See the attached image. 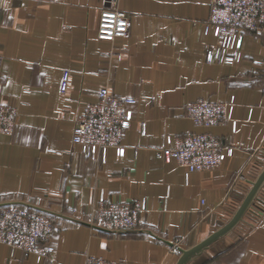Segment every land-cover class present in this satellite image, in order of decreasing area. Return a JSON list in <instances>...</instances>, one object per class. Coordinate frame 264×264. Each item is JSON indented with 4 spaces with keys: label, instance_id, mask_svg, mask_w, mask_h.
I'll return each instance as SVG.
<instances>
[{
    "label": "crops",
    "instance_id": "0c3cea01",
    "mask_svg": "<svg viewBox=\"0 0 264 264\" xmlns=\"http://www.w3.org/2000/svg\"><path fill=\"white\" fill-rule=\"evenodd\" d=\"M211 0H118L128 34L98 38L107 0H0V100L18 111L0 133V205L39 209L53 220L51 255L0 242V264H85L89 256L125 264H176L226 225L264 168V27L246 33L243 58L206 62ZM65 71L69 88L60 92ZM107 86L131 96L126 152L87 154L73 127ZM226 103L230 119L195 125L186 105ZM233 122L236 128L233 129ZM216 135L231 155L216 170L189 172L157 150L187 134ZM139 202L136 229L90 226L93 206ZM99 227V226H98ZM187 264H264V186L242 221Z\"/></svg>",
    "mask_w": 264,
    "mask_h": 264
},
{
    "label": "built area",
    "instance_id": "2783aa9c",
    "mask_svg": "<svg viewBox=\"0 0 264 264\" xmlns=\"http://www.w3.org/2000/svg\"><path fill=\"white\" fill-rule=\"evenodd\" d=\"M109 6L100 13L98 38L114 42L128 34V16L118 8V0H107ZM264 27V0H211L210 14L204 23V33L212 32L217 42L206 47V62L222 65L235 64L243 58V41L246 33ZM70 73L63 74L60 92L69 88ZM137 99L119 96L107 86L99 91L97 103L87 107L73 127L72 140L91 154L115 148L117 156H125L122 139L133 122L131 106ZM187 117L197 126L212 127L230 119L229 106L220 101L198 99L186 105ZM18 111L7 101L0 100V133L11 135L17 126ZM236 122H233V129ZM232 149L209 132L187 134L175 142L165 143L157 150V158L175 161L189 172L218 169L231 155ZM144 207L139 202H104L93 206L88 222L91 225L118 231H130L141 222ZM55 226L49 215L25 205L0 206V242L25 253L51 255L55 248L51 238ZM85 264H125L103 257L89 256Z\"/></svg>",
    "mask_w": 264,
    "mask_h": 264
},
{
    "label": "water",
    "instance_id": "95a60500",
    "mask_svg": "<svg viewBox=\"0 0 264 264\" xmlns=\"http://www.w3.org/2000/svg\"><path fill=\"white\" fill-rule=\"evenodd\" d=\"M251 185H252L251 189L248 191L243 202L241 203L239 208L236 210V212L234 213L231 220L226 225H224L219 230L212 233L209 237H207L205 240H203L202 242H200L196 246H194L190 249L179 248L178 251L180 252V257L177 260L176 264H187L194 257L203 253V251L205 249H207L212 243H214L218 239L227 235L230 231H232L242 221L246 212L251 208V206L258 199V195H259L262 187L264 186V168L262 169L261 173L256 178V180L251 183ZM0 206H4V205H0ZM36 210L41 211L39 209H36ZM88 224L92 227L103 229L101 227L91 225L90 223H88Z\"/></svg>",
    "mask_w": 264,
    "mask_h": 264
}]
</instances>
